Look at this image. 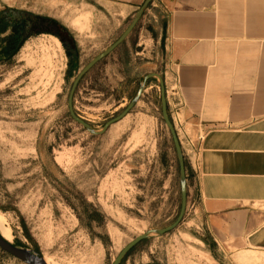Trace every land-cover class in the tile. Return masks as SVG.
Listing matches in <instances>:
<instances>
[{
    "label": "rangeland",
    "instance_id": "obj_1",
    "mask_svg": "<svg viewBox=\"0 0 264 264\" xmlns=\"http://www.w3.org/2000/svg\"><path fill=\"white\" fill-rule=\"evenodd\" d=\"M91 14L74 0H0V223L10 244L48 264H112L135 238L170 226L180 208L155 80L102 135L69 115L74 79L130 22L117 28L116 17L113 34ZM133 36L142 49L154 46ZM134 58L120 47L79 81L73 111L94 131L127 108L140 77L159 69ZM167 234L141 242L121 264H214L199 242ZM214 254L220 264H264L263 251ZM0 264L23 263L0 250Z\"/></svg>",
    "mask_w": 264,
    "mask_h": 264
},
{
    "label": "crops",
    "instance_id": "obj_2",
    "mask_svg": "<svg viewBox=\"0 0 264 264\" xmlns=\"http://www.w3.org/2000/svg\"><path fill=\"white\" fill-rule=\"evenodd\" d=\"M74 1L91 8L96 27L112 24L113 34L145 2ZM136 31L152 49L133 40ZM120 47L133 61L148 58L144 67L159 63L140 82L162 78L184 156L186 210L169 233L202 244L214 264L215 252L225 259L264 252V0H152L112 53ZM153 80L158 85L152 78L145 89Z\"/></svg>",
    "mask_w": 264,
    "mask_h": 264
},
{
    "label": "water",
    "instance_id": "obj_3",
    "mask_svg": "<svg viewBox=\"0 0 264 264\" xmlns=\"http://www.w3.org/2000/svg\"><path fill=\"white\" fill-rule=\"evenodd\" d=\"M152 0H145V2L142 4V6L139 8L138 12L136 13L135 17L133 18L132 22L129 24V26L126 28V30L121 34V36L117 39L116 42H114L111 46H109L105 51H103L101 54H99L97 57H95L91 62H89L76 76L74 79L71 89L69 91L68 100H67V106H68V112L71 117V119L76 122L78 125H80L82 128H84L88 133L92 135H102L104 134L108 128L122 120L136 105L139 98L142 96V93L145 89V83L149 79H156L158 81V86L160 89V103H161V114L162 119L170 133L173 147L175 150V155L177 159L178 164V174H179V188H180V208L179 213L177 215L176 220L168 227L164 229L159 230H152L148 231L145 234L135 238L133 241H131L129 244H127L121 252L118 254V256L114 259L112 264H121V262L124 260V258L141 242L145 240H149L152 238H159L174 229L178 227V225L181 223L185 210H186V199H187V192H186V168H185V161L183 157V153L180 147V143L177 137V134L175 132L174 126L172 122L170 121L168 110H167V104H166V97H165V89H164V83L162 78L157 74H151L148 76H145L138 88L136 96L130 101L127 108L117 117L111 119L108 121L103 128L100 131H94L87 123L79 119L76 114L73 111V96L75 93V90L77 88V85L81 78L89 71L91 70L97 63L102 61L104 58H106L108 55H110L119 45H121L124 40L131 34V32L134 30L136 25L138 24L139 20L143 16L144 12L147 10L148 6ZM0 250L5 252L6 254L12 256L13 258L17 259L23 264H47L43 258L35 254L34 252L18 248L13 246L12 244L6 242L1 236H0Z\"/></svg>",
    "mask_w": 264,
    "mask_h": 264
},
{
    "label": "bare ground",
    "instance_id": "obj_4",
    "mask_svg": "<svg viewBox=\"0 0 264 264\" xmlns=\"http://www.w3.org/2000/svg\"><path fill=\"white\" fill-rule=\"evenodd\" d=\"M0 236L8 243H10V235L9 233L3 229L1 223H0ZM48 264V263H47Z\"/></svg>",
    "mask_w": 264,
    "mask_h": 264
},
{
    "label": "trees",
    "instance_id": "obj_5",
    "mask_svg": "<svg viewBox=\"0 0 264 264\" xmlns=\"http://www.w3.org/2000/svg\"><path fill=\"white\" fill-rule=\"evenodd\" d=\"M20 25H22V24H20ZM22 28H21V26H19V27H17L16 29H14V33L16 34V35H20L21 34V32H22Z\"/></svg>",
    "mask_w": 264,
    "mask_h": 264
}]
</instances>
